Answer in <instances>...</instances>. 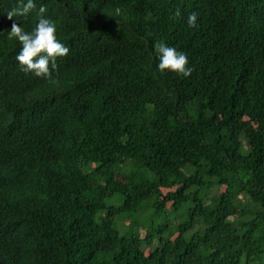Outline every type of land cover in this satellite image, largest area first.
I'll return each instance as SVG.
<instances>
[{
	"label": "trees",
	"instance_id": "1",
	"mask_svg": "<svg viewBox=\"0 0 264 264\" xmlns=\"http://www.w3.org/2000/svg\"><path fill=\"white\" fill-rule=\"evenodd\" d=\"M34 2L0 0V264H264V0ZM41 5L49 79L8 37Z\"/></svg>",
	"mask_w": 264,
	"mask_h": 264
},
{
	"label": "clouds",
	"instance_id": "2",
	"mask_svg": "<svg viewBox=\"0 0 264 264\" xmlns=\"http://www.w3.org/2000/svg\"><path fill=\"white\" fill-rule=\"evenodd\" d=\"M21 4L22 7L15 10V13L20 16H26L36 7L34 0H27L26 3L21 0ZM45 11V7L41 5L38 21L31 31H25L21 24L13 22L8 37L17 39L22 45L16 55L21 69L37 77L49 79L57 70V57L67 55L69 47L58 39L57 25L51 18L44 15ZM174 14L179 16V9ZM8 15L11 18L13 14L9 13ZM197 19L198 13H190L186 18L187 25L195 27ZM156 52L159 59L157 68L160 71L169 70L184 77L190 76L193 69L189 66V58L186 53L166 43H159L156 46Z\"/></svg>",
	"mask_w": 264,
	"mask_h": 264
},
{
	"label": "rangeland",
	"instance_id": "3",
	"mask_svg": "<svg viewBox=\"0 0 264 264\" xmlns=\"http://www.w3.org/2000/svg\"><path fill=\"white\" fill-rule=\"evenodd\" d=\"M218 190H221V188H219ZM166 207L168 208V209H171V207H172V201H167V203H166ZM157 219H161V216H159ZM142 233V232H141Z\"/></svg>",
	"mask_w": 264,
	"mask_h": 264
},
{
	"label": "bare ground",
	"instance_id": "4",
	"mask_svg": "<svg viewBox=\"0 0 264 264\" xmlns=\"http://www.w3.org/2000/svg\"><path fill=\"white\" fill-rule=\"evenodd\" d=\"M35 97V96H34ZM38 101V100H37Z\"/></svg>",
	"mask_w": 264,
	"mask_h": 264
}]
</instances>
